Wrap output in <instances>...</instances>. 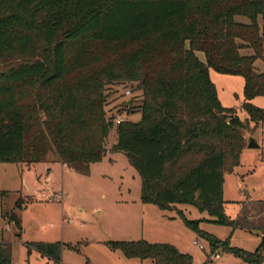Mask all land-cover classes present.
<instances>
[{
	"label": "trees",
	"instance_id": "trees-1",
	"mask_svg": "<svg viewBox=\"0 0 264 264\" xmlns=\"http://www.w3.org/2000/svg\"><path fill=\"white\" fill-rule=\"evenodd\" d=\"M256 60L264 61V0H0V164L59 163L87 176L105 157L115 125L117 115L105 112L109 87L135 85L140 120L116 125L111 152H122L138 174L141 203L175 211L211 249L224 243L176 205L206 213L207 223L258 230L253 253L228 244L224 251L262 264L264 225H246L242 202L235 219L225 212L224 175L246 147L244 123L221 105L209 78V69L241 77L243 110L251 122H264L251 103L264 97ZM124 106L130 113L131 102ZM11 220L20 227L15 215ZM25 245L54 264L64 248L79 252L60 242ZM107 246L126 259L194 264L170 244ZM0 264H12L8 243H0Z\"/></svg>",
	"mask_w": 264,
	"mask_h": 264
},
{
	"label": "rangeland",
	"instance_id": "rangeland-1",
	"mask_svg": "<svg viewBox=\"0 0 264 264\" xmlns=\"http://www.w3.org/2000/svg\"><path fill=\"white\" fill-rule=\"evenodd\" d=\"M237 21L246 23V18ZM242 54L251 55L250 50ZM205 62L203 53H196ZM255 69L264 74V61L256 60ZM209 78L217 90L221 105L235 111L244 123V142L247 136L258 140L259 149L243 148L239 165L224 175L223 200L226 214L236 218L238 203L244 201L243 192L257 198L249 209L252 220L247 226L264 225V122L253 123L243 110V79L222 75L209 69ZM129 90V95L124 92ZM105 105L107 116L120 115L124 120L138 122L135 107L141 93L129 83L109 87ZM131 102V109L124 103ZM264 111V97L251 102ZM116 125L106 141L107 153L101 162L92 164L87 176L59 163H39L31 166L0 164V243L11 246L12 264H54L36 251L27 252L29 242H60L74 246L79 252L64 248L59 264H153L150 260H129L113 251L108 242L140 241L173 245L179 252L190 255L194 264H245L225 246L240 252L253 253L260 244L261 233L255 229H231L213 223L206 213H199L188 205H176L187 220H201L199 229L215 236L223 245L210 248L202 240L207 257L192 244L194 233L176 217L175 212L161 211L140 201L141 181L122 152H111L116 143ZM20 198L21 208L16 203ZM15 215L20 227L11 220ZM255 217V218H254ZM204 221V222H203ZM227 240V241H226ZM200 242V241H199ZM228 242V243H227ZM201 243V242H200ZM208 246V247H207ZM209 249V250H208ZM219 255L218 259L211 258ZM264 264V262L262 263Z\"/></svg>",
	"mask_w": 264,
	"mask_h": 264
},
{
	"label": "crops",
	"instance_id": "crops-1",
	"mask_svg": "<svg viewBox=\"0 0 264 264\" xmlns=\"http://www.w3.org/2000/svg\"><path fill=\"white\" fill-rule=\"evenodd\" d=\"M62 166H64V165H62ZM66 167V166H65ZM67 168V167H66ZM243 196H244V201H242V203H244L245 204V206H246V209H247V211H248V222L250 221V220H252V212H250L251 210L249 209V207L248 206H250L251 204H253V202L257 199V198H255V197H253V196H251V195H249V193L247 192V191H244L243 192ZM258 200V199H257ZM147 206H149L148 204H146ZM153 206V205H152ZM236 206V208H235V210H237V213H236V217L239 215V213H240V211H241V209H242V206H240V205H235ZM157 208V207H156ZM173 212H175V211H173ZM225 212H226V205H225ZM176 217L177 216H173V215H170V216H168L167 217V220L168 221H175V219H176ZM231 218V217H230ZM255 218V217H254ZM235 219V218H234ZM251 227V226H250ZM259 227V226H258ZM195 235V234H194ZM196 236V235H195ZM220 240V239H219ZM201 243H200V242ZM220 241H224V240H220ZM193 242H196L198 245H201L202 247H203V249L202 250H200L199 248H198V246L197 245H195V244H193ZM192 244L194 245V246H196L200 251H203L204 252V254H205V256L207 257V254H208V251H207V253H206V249H205V246L202 244V239H200V238H198L197 236H196V238L192 241ZM208 247V246H207ZM209 250V249H208ZM219 256V255H218ZM129 260H138V259H129ZM140 261V260H139ZM144 261H146V260H144ZM151 261V260H150ZM141 262H143V261H141ZM152 262V261H151ZM153 263V262H152ZM202 264H206L205 262H203Z\"/></svg>",
	"mask_w": 264,
	"mask_h": 264
},
{
	"label": "built area",
	"instance_id": "built-area-1",
	"mask_svg": "<svg viewBox=\"0 0 264 264\" xmlns=\"http://www.w3.org/2000/svg\"><path fill=\"white\" fill-rule=\"evenodd\" d=\"M129 93H130L129 90H127V91L124 92L125 95H129ZM123 121H124V119H123L120 115H117V116L113 119V123H114L115 125H117V124H119V123H121V122H123ZM193 244L197 245L198 248H199L200 250L203 249V247H202L201 245H198L196 242H193ZM211 258L218 259L219 256H218V255H215V256H212Z\"/></svg>",
	"mask_w": 264,
	"mask_h": 264
},
{
	"label": "water",
	"instance_id": "water-1",
	"mask_svg": "<svg viewBox=\"0 0 264 264\" xmlns=\"http://www.w3.org/2000/svg\"><path fill=\"white\" fill-rule=\"evenodd\" d=\"M258 140L252 136H247V149H259Z\"/></svg>",
	"mask_w": 264,
	"mask_h": 264
}]
</instances>
